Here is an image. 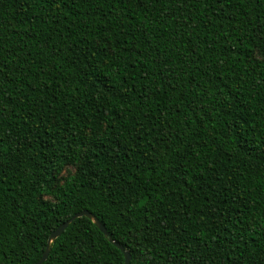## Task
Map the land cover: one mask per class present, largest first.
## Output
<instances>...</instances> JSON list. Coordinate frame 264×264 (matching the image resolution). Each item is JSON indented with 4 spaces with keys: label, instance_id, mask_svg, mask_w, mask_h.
I'll list each match as a JSON object with an SVG mask.
<instances>
[{
    "label": "trees",
    "instance_id": "1",
    "mask_svg": "<svg viewBox=\"0 0 264 264\" xmlns=\"http://www.w3.org/2000/svg\"><path fill=\"white\" fill-rule=\"evenodd\" d=\"M88 210L128 264H264V0H0V264ZM41 264H124L87 216Z\"/></svg>",
    "mask_w": 264,
    "mask_h": 264
},
{
    "label": "water",
    "instance_id": "2",
    "mask_svg": "<svg viewBox=\"0 0 264 264\" xmlns=\"http://www.w3.org/2000/svg\"><path fill=\"white\" fill-rule=\"evenodd\" d=\"M80 216H87L90 218L93 223L104 233L105 236H107L108 240L111 241L113 244H115L124 254V264H128L130 260V255L128 251L124 249V247L115 241L112 240V238L108 235V232L106 231L105 227L102 225V223L94 216L91 212L88 210H81L79 212L74 213L69 219L61 223L59 226H57L49 235L48 240H47V246L42 253L41 257L34 263V264H41L45 259L47 258V255L49 253L50 245L53 242V240L58 237L63 230L77 217Z\"/></svg>",
    "mask_w": 264,
    "mask_h": 264
}]
</instances>
